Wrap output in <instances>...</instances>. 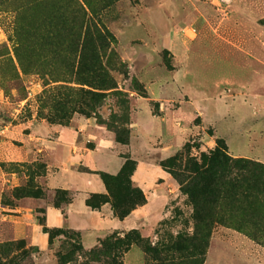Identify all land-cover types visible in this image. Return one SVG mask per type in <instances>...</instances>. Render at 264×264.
Listing matches in <instances>:
<instances>
[{"label":"rangeland","instance_id":"obj_1","mask_svg":"<svg viewBox=\"0 0 264 264\" xmlns=\"http://www.w3.org/2000/svg\"><path fill=\"white\" fill-rule=\"evenodd\" d=\"M221 139L231 156L264 164V0H0V243L38 248L18 264H58L65 236L51 246L41 232L35 244L30 225L14 238L13 218L46 217L49 203L66 217L80 192L99 196L120 226L137 220L110 230L87 204L92 216L73 214L98 229L86 233L87 250L117 232L123 264L133 247L130 259L139 250L144 264H264V206L238 220L220 200L203 241L206 228H195L193 205L167 170L173 156L200 159ZM50 142L59 146L52 163ZM25 145L31 159L11 160ZM102 173L116 178L114 198ZM51 176L73 187L50 188ZM136 188L147 202L121 224L111 202L130 207Z\"/></svg>","mask_w":264,"mask_h":264},{"label":"trees","instance_id":"obj_2","mask_svg":"<svg viewBox=\"0 0 264 264\" xmlns=\"http://www.w3.org/2000/svg\"><path fill=\"white\" fill-rule=\"evenodd\" d=\"M20 64L23 66L21 61ZM222 143H224L223 139L209 154H202L200 159L197 156H188L185 160H179L177 156H173L169 164L166 165L167 170L178 180L182 191L187 194L193 205L195 228L199 231L206 228L205 232L201 231L200 234L203 241H207L210 236L207 228L211 227L218 219L220 200L227 198L231 201L233 214L238 220H244L242 217L245 218L248 214L255 217L256 210L264 206V164L253 162L247 158L233 157L229 154L227 148L221 145ZM124 167L126 168V166ZM122 171V174L126 175L125 170ZM101 175L108 184L111 197L114 198L108 181L116 178L105 173ZM127 177L129 179L127 180L124 177L123 180L125 181L123 182H128V185L131 186V175L128 174ZM132 194V203L126 209L117 207L110 200H105L104 196H101L100 203L111 202L116 215L120 219H124L138 205L147 202V198L141 189H133ZM96 197L99 196L92 195L88 198L87 204L94 210H99L101 206L96 203ZM39 212L43 215L38 214ZM36 213L43 226V232L49 236L51 246L55 238L61 235L65 236V239H60L61 247L66 248L65 250H58V264H75L77 262L75 252L86 261L92 259L105 261L106 264H123V262H119L114 258V253L121 250L122 242V237L117 232L100 240L95 247L87 250L84 247L80 232L73 229L49 227L46 225L45 210H39ZM132 233L137 234V230L132 231ZM130 235H126L125 241ZM133 242L135 240L124 243V251L129 250ZM37 251V247L33 250L20 248L19 243L16 241L0 243V256H3L6 260L0 261V264H18L19 258L26 260Z\"/></svg>","mask_w":264,"mask_h":264},{"label":"crops","instance_id":"obj_3","mask_svg":"<svg viewBox=\"0 0 264 264\" xmlns=\"http://www.w3.org/2000/svg\"><path fill=\"white\" fill-rule=\"evenodd\" d=\"M68 132V129H64L62 131V144L63 145H67L69 146V141H65L64 138H67L65 136V134ZM50 147V153L48 151V156L50 159V162H53V159H57V149H58V143L56 142H50L49 144ZM84 148V147H83ZM48 149V148H47ZM53 150L55 151V154L53 153ZM55 156V157H54ZM11 160H21V161H28L29 159H31L32 155L31 152L28 148V146H22L19 148H13L10 150V155H9ZM140 169V166H139ZM53 176H51L52 178ZM163 179V177H162ZM49 185L50 188H55V187H63L66 189H70L73 187V183L71 182V180L67 179V181H58V179L56 177H53L50 181H48L47 183ZM74 194V198L73 201L70 202L68 204V206L66 207V217H64V215L61 213V211L59 209H57L53 203H49L46 205V223L49 227H63L65 225H67L69 228L74 229V230H81L83 231V243H84V239H85V235L88 231L90 230H98L97 228H93V227H89V226H85L82 223V220L79 222L78 219L76 217H74L73 214L75 215H82L85 216L84 213L88 216H92V215H97L98 218L103 219V223H105L107 220H109L110 222H112L111 226H110V230H114V229H128V228H133L136 224H137V220H134V222H132V225L128 226V227H124V226H120V224H118L119 219H117L116 217H113L114 212L112 209H110V213H104L101 210H92L88 205H87V198H88V193L86 192H80ZM79 194V195H78ZM79 204V205H78ZM83 204L87 207H84ZM91 209L93 212L90 214L89 209ZM17 212H22L20 208H16ZM140 210L139 209H135L128 217H126L124 220H120L121 224H125L128 221H131V218H136L137 216H141L140 213H138ZM95 213V214H94ZM90 214V215H89ZM14 217V216H13ZM25 217L22 216H17V218H13V220L16 222V228L14 231V238H21V237H28L29 235L27 234V230H28V226H30L32 228L33 231V236H32V240L35 242V244L38 243V240L36 238V235H40L41 232L44 233L41 230L40 224L37 221V218L33 217H29V222L27 223L24 219ZM81 219V218H80ZM93 220H95L94 217H92ZM117 220V221H116ZM82 223V224H80ZM29 224V225H28ZM114 224V225H113ZM102 231V230H100ZM100 236H95V242L97 243L96 240H98ZM46 241V245L45 248L47 249V245H48V236L45 239ZM95 243V244H96ZM85 245V244H84ZM86 247V245H85ZM93 247V246H92ZM43 248V250L45 249ZM87 248V247H86ZM134 250V247L132 249L129 250V252L126 253L125 256V260H124V264H144L143 260L144 257L143 255L140 253V251H137V254L135 255L134 259H130V254H132V251ZM49 260L52 261L53 264H57V261L54 259V257L52 256L51 258H49ZM46 261H42V263L40 264H45Z\"/></svg>","mask_w":264,"mask_h":264}]
</instances>
